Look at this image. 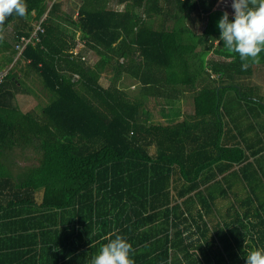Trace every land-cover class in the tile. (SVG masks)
<instances>
[{
    "label": "trees",
    "instance_id": "trees-1",
    "mask_svg": "<svg viewBox=\"0 0 264 264\" xmlns=\"http://www.w3.org/2000/svg\"><path fill=\"white\" fill-rule=\"evenodd\" d=\"M83 1L69 20L94 64L72 51L75 43L51 20L60 3L44 18L39 41L20 54L16 35L31 31L18 32L14 45L4 33L33 13L40 21L47 0H24L23 17L0 21V65H12L0 69L7 72L0 83V264H90L115 233L131 243L134 264H245V234L231 223L210 224L213 201L199 189L205 171L235 152L219 147L222 116L231 113L223 102L245 96L230 92L236 79H250L253 66L264 64V51L242 69L239 54L217 42L211 11L217 6L232 19L231 0H117L115 7ZM208 13L201 33L187 25ZM108 70L112 81L104 87ZM34 75L48 102L41 112H24L17 97L35 92L23 84ZM125 77L138 86L135 96L119 86ZM186 91L192 111L184 121H151L148 98L173 113ZM27 150L39 154L38 163L14 170L17 152ZM237 153L230 161L245 160ZM172 191L185 198L182 205H171ZM194 192L197 214L188 205ZM248 232L264 248V219Z\"/></svg>",
    "mask_w": 264,
    "mask_h": 264
},
{
    "label": "crops",
    "instance_id": "crops-1",
    "mask_svg": "<svg viewBox=\"0 0 264 264\" xmlns=\"http://www.w3.org/2000/svg\"><path fill=\"white\" fill-rule=\"evenodd\" d=\"M116 2L117 0H110L109 4L111 7H115ZM53 3H60L61 10L57 16L51 17V20L55 24H59L60 27L65 30L64 36L68 37L70 42L73 41L75 43L72 51H74L75 54H81L83 56H85V53H88V55L90 54V56H93L92 58L95 59V62L89 59L90 63H96L98 60L97 57L92 52L85 49L80 39L81 32L74 30L69 20V16H72L73 19L77 18V13L84 1L47 0V10L42 18L48 17ZM217 10V6L212 9V11L220 12V14L224 13ZM207 15H209V13L202 15L203 21L201 22L192 16L191 19L187 21V25L196 31V23L201 25L205 20L204 30L208 23ZM204 16H206V18ZM38 22L39 20H37L36 14L33 13L32 19L28 20L25 26L17 22L9 27L13 28L11 39L8 29L4 33V36L10 41L11 45H14V36L18 32H32ZM5 54L6 56L8 55V53ZM0 57H3L2 52H0ZM11 66L12 65L9 64V66L4 67L2 70ZM103 74H113V72L108 70ZM133 83L132 86L136 87ZM229 85L230 84H226L224 86ZM198 86H200V84ZM234 86H236L238 92H230L232 96H238V93L241 95L242 92H244L245 96L238 97L235 101H229V99L224 100L222 111L225 112L224 108L227 106V110H231V113L228 116L225 114L222 116L224 133H222L219 147L222 149L232 148L235 149V152L236 150H238V152L243 151L245 160L240 163L230 161L232 157L239 156V153L235 154V152H233L230 154L231 158H223L221 161L214 164L205 171L204 177L206 182L199 189V192L206 197H211L213 201V211H209V213L205 215L206 220L210 221L212 225H217L219 221H221L222 225L231 223L239 227L246 236L243 245L250 250L257 248L255 244L256 241L251 236L252 234L248 232L249 229H251V224L264 219V64L254 65L252 77L250 79H236ZM183 90L185 91V89ZM253 90L256 91V94L253 93ZM191 96L192 94L190 91H186L184 96L182 95L181 98L176 101V110L173 109V113H170V111L166 109L163 114L167 115H161L158 118V122L155 124L166 126L184 121L186 116L192 111ZM152 114L153 112H151V121L153 122ZM169 114L172 116L171 119H168ZM154 151L155 149L151 152L154 153ZM212 153L214 156H227L223 151H219L218 149H214ZM181 184L182 180L180 177L178 175L174 176V186H177L176 189H178ZM172 195L173 202L171 205L176 203L182 205L185 198L178 199L175 191H172ZM191 196L193 203L189 202L188 205L191 209V213L197 214L199 204L195 192L191 193Z\"/></svg>",
    "mask_w": 264,
    "mask_h": 264
},
{
    "label": "clouds",
    "instance_id": "clouds-1",
    "mask_svg": "<svg viewBox=\"0 0 264 264\" xmlns=\"http://www.w3.org/2000/svg\"><path fill=\"white\" fill-rule=\"evenodd\" d=\"M231 8L232 19L225 11L217 21L220 34L216 40L239 54L244 69L249 59L258 61V54L264 51V0H231ZM25 13L24 0H0V21L12 14L23 17ZM131 252L132 245L127 238L115 233L90 258V264H134ZM245 264H264V248L250 249Z\"/></svg>",
    "mask_w": 264,
    "mask_h": 264
},
{
    "label": "rangeland",
    "instance_id": "rangeland-1",
    "mask_svg": "<svg viewBox=\"0 0 264 264\" xmlns=\"http://www.w3.org/2000/svg\"><path fill=\"white\" fill-rule=\"evenodd\" d=\"M212 17L214 18L213 23L217 25V21L221 17L222 13L212 11L211 13ZM197 16H194L196 18ZM206 18V16H204ZM203 21V19H202ZM199 23V22H198ZM196 31L201 32L205 26V20L204 23L201 25H198L196 23ZM217 28V27H216ZM8 32L10 33V39L11 35L13 33V28H8ZM9 38V37H8ZM9 39V40H10ZM92 55V54H91ZM85 56L89 58L92 62H95V59L88 55V53H85ZM3 68V64L0 65V69ZM1 71V70H0ZM112 81V74H103L100 79V83L104 87H108ZM26 83L31 89L35 90L34 93H30L29 91H26L24 94H19L17 97V105L24 111L29 112L32 110H36L37 112H41L42 107L47 104L48 102V95L45 91L42 90L41 84L39 82V79L36 75L26 78V82L23 81V84ZM119 86L126 89V91L130 94V96H135L137 92L139 91L138 86H132L133 80L131 78H123L119 82ZM25 85V84H24ZM26 89L27 86H24ZM29 89V88H28ZM160 101V100H158ZM147 106H149L150 111L153 112L152 120L154 123L158 122V118L161 115H167L163 114V112L169 110L168 107L161 105L157 103L156 99L154 97H150L146 100ZM177 107V106H176ZM174 110H176L175 107H173ZM170 117V118H169ZM172 116L169 114L168 119H171ZM39 160V154L33 150H27L23 154H20L17 152L15 163L13 164L12 168L14 170H18L20 167H25L28 165H35L38 163Z\"/></svg>",
    "mask_w": 264,
    "mask_h": 264
},
{
    "label": "built area",
    "instance_id": "built-area-1",
    "mask_svg": "<svg viewBox=\"0 0 264 264\" xmlns=\"http://www.w3.org/2000/svg\"><path fill=\"white\" fill-rule=\"evenodd\" d=\"M45 18V17H44ZM42 18L36 27L33 29L31 34L29 36L26 35H16L17 42L15 43V49L19 51V54L23 51V49L27 46L29 43H35L39 41V35L44 33V28L42 27V22L44 20ZM7 72H3L0 74V83H2L4 77L6 76Z\"/></svg>",
    "mask_w": 264,
    "mask_h": 264
}]
</instances>
